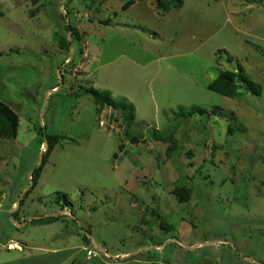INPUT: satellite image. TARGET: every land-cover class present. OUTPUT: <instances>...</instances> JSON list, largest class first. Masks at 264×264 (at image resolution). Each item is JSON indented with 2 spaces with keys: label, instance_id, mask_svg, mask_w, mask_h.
Returning a JSON list of instances; mask_svg holds the SVG:
<instances>
[{
  "label": "rangeland",
  "instance_id": "374dc122",
  "mask_svg": "<svg viewBox=\"0 0 264 264\" xmlns=\"http://www.w3.org/2000/svg\"><path fill=\"white\" fill-rule=\"evenodd\" d=\"M181 2L0 0V103L18 124L0 138V264H264V0ZM66 25L79 39L64 50ZM225 70L259 96L207 90ZM89 87L131 125L97 111ZM191 106L205 114L174 117ZM214 106L244 132L227 135ZM43 133L57 141L31 189ZM42 207L51 217L34 220ZM23 241L39 250L16 253Z\"/></svg>",
  "mask_w": 264,
  "mask_h": 264
},
{
  "label": "trees",
  "instance_id": "16d2710c",
  "mask_svg": "<svg viewBox=\"0 0 264 264\" xmlns=\"http://www.w3.org/2000/svg\"><path fill=\"white\" fill-rule=\"evenodd\" d=\"M157 3V7L162 9L163 11H167L171 8H179L182 4L181 0H155ZM131 1H127L122 6V9H126L129 5H131ZM108 21L101 22V25H106ZM66 30L70 36L69 41H65L62 38L59 40V44L61 49L66 50L69 46V42H77L78 36L77 32L74 27L70 25H66ZM77 48V45H76ZM78 51V50H77ZM62 81V79H60ZM207 90L210 92L216 93L222 97H226L229 99H232L235 97L236 94L241 92V94H250L254 96H259L260 94V88L257 84H254L252 81H250L248 78H246L243 74H241L239 71H222L219 72L218 75L206 86ZM86 93L91 97L92 103L95 106L96 110H102L103 108L111 109L113 114V119L120 118L122 122L126 126L131 125L132 120V111L131 109L127 108L125 104L121 103H114L107 92H100L99 90H96L94 88L89 87L86 90ZM78 95V94H74ZM203 115L205 114V109L197 106H191L188 109L183 112L182 110H179L174 117H187V116H193V115ZM210 114L213 116L218 117L219 119H226L227 125H226V134L229 136H232L234 134H242L244 132V128L235 122V120L231 116H225L220 112L219 107L214 106L210 110ZM16 128H17V116L4 104L0 103V138L2 139H14L16 135ZM43 138L45 140L46 149L43 154H41V161L40 165L36 167L32 172L30 173V180H31V189L35 185V181L39 176L41 166L44 163V154L48 156L51 149L53 148L54 144L57 141L56 136H47L43 133ZM153 138L155 140L164 141L161 138H158L153 135ZM170 140V139H168ZM132 142H135L136 140L133 138L131 139ZM121 145H118V148L121 149ZM172 147H174L173 144L170 145V148L167 149L166 153L167 155H171V152L173 151ZM112 158H115V155H112ZM30 189V190H31ZM29 190L24 192V194H27ZM189 192L190 190L186 187H177L174 188L171 191V195L174 196L175 200L178 203H186L189 198ZM61 198V196H60ZM68 200L63 197V202L65 205L68 204ZM20 204V203H19ZM62 207V206H61ZM63 209V207L61 208ZM55 220V219H54ZM163 224L160 225L162 227ZM84 240V238H83Z\"/></svg>",
  "mask_w": 264,
  "mask_h": 264
},
{
  "label": "crops",
  "instance_id": "0c3cea01",
  "mask_svg": "<svg viewBox=\"0 0 264 264\" xmlns=\"http://www.w3.org/2000/svg\"><path fill=\"white\" fill-rule=\"evenodd\" d=\"M132 6V4L131 5H129L127 8H129V7H131ZM126 8V9H127ZM125 9V10H126ZM89 59H91V60H96V58L95 57H91V56H89ZM90 62V61H89ZM91 63V62H90ZM87 66V68H88V70H85V71H89L90 69H91V66L90 65H86ZM56 91H57V88H56ZM17 126H18V124H17ZM18 128V127H17ZM17 128H16V130H17ZM25 192V191H24ZM23 192V193H24ZM0 195L2 196L3 194L2 193H0ZM4 196V195H3ZM13 201H11V203H10V206L12 207V205H13ZM17 206V208H18V206H19V204H17L16 205ZM15 209V210H9V213L10 214H12L14 211H16V210H18V209ZM43 208L44 207H42V209H41V213H42V217H38V218H35L34 220H41V218H46L47 216H49L48 214H46L45 212H43ZM47 210V209H46ZM51 211L52 212H54V210L53 209H51ZM61 211V210H60ZM59 211V212H60ZM63 211V210H62ZM48 213V212H47ZM56 214V213H55ZM59 213H57V215H58ZM51 215V214H50ZM57 215H55L54 217H56ZM49 217H51V216H49ZM31 222L32 223H34L32 220H31ZM58 221L57 220H54V221H51L50 223H42V222H40L41 224H39V225H47V226H49L50 224H55V223H57ZM23 223V222H22ZM34 224H36V223H34ZM38 224V223H37ZM49 238H52V234H50V235H48L46 238H45V240H47V239H49ZM85 240V239H84ZM9 240H7V241H5V242H8ZM22 245H20V250H18V251H16V253H18V254H20V253H24V250H23V246L24 247H28L27 249H30V250H35V251H38L39 249H37V247H34V246H32V244L30 245V246H27V244H26V242L25 241H23V243H21ZM68 249V248H67ZM43 250V249H42ZM66 250V248L64 249V250H59V251H61V252H67V251H65ZM43 252H46V253H49V254H51V255H54V254H56V253H58V251H56V250H54L53 249V251H51L50 249H44L43 250ZM42 252V253H43ZM70 253V252H69ZM43 255H45V253L43 254ZM71 257V253L68 255V257L67 258H70Z\"/></svg>",
  "mask_w": 264,
  "mask_h": 264
},
{
  "label": "built area",
  "instance_id": "2783aa9c",
  "mask_svg": "<svg viewBox=\"0 0 264 264\" xmlns=\"http://www.w3.org/2000/svg\"><path fill=\"white\" fill-rule=\"evenodd\" d=\"M115 127H117V126H115ZM109 129H112V128H109ZM82 250L85 251V255H86L87 260H89L91 257H94L93 253L90 250H86L85 248H82Z\"/></svg>",
  "mask_w": 264,
  "mask_h": 264
},
{
  "label": "water",
  "instance_id": "95a60500",
  "mask_svg": "<svg viewBox=\"0 0 264 264\" xmlns=\"http://www.w3.org/2000/svg\"><path fill=\"white\" fill-rule=\"evenodd\" d=\"M45 149H46V144H45ZM45 151V150H44ZM203 264H213L212 262L208 261V260H204Z\"/></svg>",
  "mask_w": 264,
  "mask_h": 264
},
{
  "label": "clouds",
  "instance_id": "9594fccd",
  "mask_svg": "<svg viewBox=\"0 0 264 264\" xmlns=\"http://www.w3.org/2000/svg\"><path fill=\"white\" fill-rule=\"evenodd\" d=\"M62 210H63V209H61V211H62ZM61 211H60V212H61ZM52 218L55 219L56 217H52Z\"/></svg>",
  "mask_w": 264,
  "mask_h": 264
},
{
  "label": "flooded vegetation",
  "instance_id": "af4514ba",
  "mask_svg": "<svg viewBox=\"0 0 264 264\" xmlns=\"http://www.w3.org/2000/svg\"><path fill=\"white\" fill-rule=\"evenodd\" d=\"M210 260V259H209ZM210 262H212L211 260H210Z\"/></svg>",
  "mask_w": 264,
  "mask_h": 264
}]
</instances>
